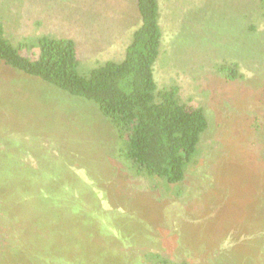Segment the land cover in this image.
<instances>
[{"label":"rangeland","instance_id":"obj_1","mask_svg":"<svg viewBox=\"0 0 264 264\" xmlns=\"http://www.w3.org/2000/svg\"><path fill=\"white\" fill-rule=\"evenodd\" d=\"M158 2L153 75L206 114L196 162L173 185L134 177L95 103L0 65V264H264V10ZM0 21L14 41L72 38L86 73L140 17L135 0H0Z\"/></svg>","mask_w":264,"mask_h":264},{"label":"trees","instance_id":"obj_2","mask_svg":"<svg viewBox=\"0 0 264 264\" xmlns=\"http://www.w3.org/2000/svg\"><path fill=\"white\" fill-rule=\"evenodd\" d=\"M135 1L140 23L121 59H107L84 73L79 71L72 38L42 34L14 41L0 21V65L95 103L116 132L113 156L125 169L134 177H154L173 185L182 182L186 168L196 162L208 120L202 107L182 99L177 84L159 87L155 82L153 67L163 40L159 2ZM254 1L264 10V0ZM30 48L34 54L28 53ZM226 68L229 79L241 77L237 63ZM37 187L29 183L26 189ZM157 257L150 263L172 264L167 257Z\"/></svg>","mask_w":264,"mask_h":264}]
</instances>
